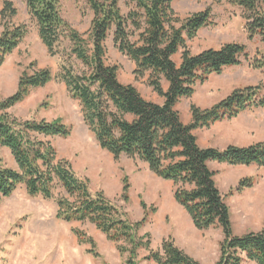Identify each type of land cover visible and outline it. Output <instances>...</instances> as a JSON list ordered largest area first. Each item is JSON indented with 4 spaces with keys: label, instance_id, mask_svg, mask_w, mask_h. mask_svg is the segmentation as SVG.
<instances>
[{
    "label": "trees",
    "instance_id": "trees-1",
    "mask_svg": "<svg viewBox=\"0 0 264 264\" xmlns=\"http://www.w3.org/2000/svg\"><path fill=\"white\" fill-rule=\"evenodd\" d=\"M121 1L86 0L93 14L86 39L61 18L59 0H24V3L48 55H59L67 43L70 45L68 58L74 57L81 64L78 71L73 62H66L60 67L58 77L70 97L79 103L82 121L98 147L114 161L122 156L138 160L158 179L171 182L175 203L197 231L219 227L223 240L216 264H264V231L242 236L233 233L230 210L215 185V173L208 167V163L264 167V141L244 148L230 145L220 150L202 149L194 133L216 122L234 119L245 111L264 109L262 87L234 90L209 109L202 110L191 104V122L187 125L175 109L180 100L194 95L197 84L204 83L211 75H220L226 68L247 62L250 69L264 73V50L249 58L244 45L227 43L193 55L188 43L202 29L211 26L209 9L179 19L172 5L181 0H129V10L123 14ZM222 1L241 11L247 39L257 38L264 43V0H214L215 3ZM16 14L11 3H3L0 65L27 33L24 25L8 26L7 21ZM110 33L113 46L134 64V77L147 76L149 87L163 99L162 105L146 101L135 87L119 82L117 66L106 62L105 41ZM178 53L177 65L174 57ZM51 79L48 70H37L31 75L23 72L16 92L0 102V148L8 149L17 165V170L7 168L0 159V203L20 185L25 186L30 197L53 200L51 190L56 179L68 196V199H55L56 218L65 223L94 225L108 242L115 244L120 257L127 256L126 264H134L140 249L148 252L145 260L155 264H199L177 248L170 237L153 251L150 236H138L146 217L139 223H130L103 193H92L88 180L77 176L68 161L54 162L55 149L47 139L70 136L69 128L61 121L10 119L7 110ZM162 81L167 84L165 91ZM122 183V200L127 203L129 185L125 176ZM253 185L251 178H242L235 192ZM141 206L146 210L143 202ZM155 212L154 208L150 211ZM72 233L79 245L90 247L88 254L97 257L91 237L80 230Z\"/></svg>",
    "mask_w": 264,
    "mask_h": 264
},
{
    "label": "rangeland",
    "instance_id": "rangeland-1",
    "mask_svg": "<svg viewBox=\"0 0 264 264\" xmlns=\"http://www.w3.org/2000/svg\"><path fill=\"white\" fill-rule=\"evenodd\" d=\"M4 2L11 3L17 12L15 17L7 21L8 26L24 25L27 33L18 48L0 65V102L16 92L23 72L31 75L37 70H48L52 77L44 87L32 90L26 99L7 110L10 119L46 123L61 121L69 128L70 136L65 139L58 137L47 139L55 149L54 162L68 161L73 172L81 174L84 180L87 176L91 183L88 185L89 190L92 193L98 191L103 193L105 198L121 210L130 223H139L146 217L138 236L143 238L148 234L151 240L150 248L153 251L159 249L169 229L175 233L173 226L176 223L177 228H183L186 234L184 238L176 236L181 250L199 264H216L219 246L223 240L221 229L215 227L207 231L195 230L198 234H195L194 244L187 245L189 233L185 227L188 224L186 217L188 220L189 217L175 203L173 199L175 188L172 183L158 179L138 160L123 156L118 159L119 161L110 162L111 158L107 152L98 147L93 135L84 125L79 103L70 97L58 77L60 67L66 62H73L78 71L81 69V64L75 61L74 57L68 58L70 45L65 43L59 55L50 57L38 38L36 23L28 15L24 0H0V11ZM59 3L61 18L86 39L93 17L86 0H59ZM128 4L129 0L120 2L123 14L129 10ZM172 9L179 19H185L206 9L211 11V26L202 29L197 37L188 43L193 55L207 49H218L227 43L244 45L249 58L256 52L264 50V43L261 40L247 39L241 11L225 1L215 3L214 0H181L175 2ZM2 31L3 23L0 19V34ZM105 48L106 62L111 66H117L120 83L133 84L145 98L153 97L159 101L160 97L147 83V76L134 77V64L113 46L111 33L105 41ZM179 57L180 53L174 57L177 65L180 63ZM161 84L165 91L167 84L164 81ZM257 86L262 87L264 95V73L250 69L248 63L243 62L241 66L226 68L220 75H211L204 83L197 84L194 95L190 99L180 100L177 107L180 113H186L187 103L193 102L197 107L208 98V103L216 104L234 90ZM209 108L211 107L204 109ZM250 111L231 120L216 122L208 129L196 130L198 146L219 149L230 143L244 145V138H248V143L263 142L264 109L256 108ZM245 129L249 132H245ZM232 133L233 136L229 137ZM0 159L7 168L17 170L8 149L0 148ZM114 163L119 164L116 171L122 173L121 180L118 185L113 179L103 185L110 171L115 172V169L112 170L113 166L115 168ZM208 165L215 173V185L230 210L233 233L242 236L249 232L264 231V167L251 165L240 169L217 163ZM124 176L129 185L127 203L122 200ZM242 178H251L254 185L236 193L235 187ZM230 190L233 192L228 194ZM51 193L53 200H46L41 196L30 197L25 186L20 185L9 197L2 199L0 264H126L127 256L120 257L115 244L108 242L94 225L88 222L65 223L56 218L58 208L55 199H68L56 179L52 183ZM141 202L146 206V210L142 208ZM153 208L156 212L151 214ZM189 223L191 225L190 220ZM72 230H80L95 241L94 251L97 257L87 253L89 246L77 243ZM147 256L148 252L140 249L133 260L134 264H155L146 261Z\"/></svg>",
    "mask_w": 264,
    "mask_h": 264
},
{
    "label": "crops",
    "instance_id": "crops-1",
    "mask_svg": "<svg viewBox=\"0 0 264 264\" xmlns=\"http://www.w3.org/2000/svg\"><path fill=\"white\" fill-rule=\"evenodd\" d=\"M121 84H123V83H121ZM123 85H132L133 87H135L133 84H130V83H127V84H123ZM136 88V87H135ZM140 94V93H139ZM141 95V94H140ZM142 97H143V99H145L146 101H149V102H152V103H154V104H157V105H162L163 104V99L162 98H160L159 99V101L158 100H156L155 98L153 99V97L152 98H145L143 95H141ZM206 102L205 103H203V104H200V106H197V107H199V108H201V109H203L204 110V108H208V107H211V106H213L214 104H210V103H208L209 101V99L208 98H205L204 99ZM188 104V106H187V109H186V113H180V111L178 110V105H179V103L176 105V107H175V109H176V111H178V113H179V115H180V119H181V121H182V123L184 124V125H187V124H189L190 122H191V114H190V103H187ZM192 104H193V102H192ZM204 104H208V106L207 105H204ZM194 105V104H193ZM194 106H196V105H194ZM249 113V112H251L250 110H248V111H245V112H243V113H241L240 115H242V114H245V113ZM239 115V116H240ZM246 130V129H245ZM244 130V131H245ZM245 132H249V130H246ZM195 133V132H194ZM246 134V133H245ZM231 136H233V133L232 134H230L229 135V137H231ZM246 139V140H245ZM247 141V142H246ZM243 142H244V145H239V144H236V143H230L229 145H226L225 147H227V146H236V147H248V146H251V145H254V144H256V143H260V142H254V144L251 142V143H248V138H244L243 139ZM225 147H221V148H219L218 150H220V149H223V148H225ZM202 149H205V148H202ZM215 149V148H214ZM108 154V156H109V158H111L110 159V162L113 160V158H112V156L109 154V153H107ZM123 157V156H122ZM122 157H120L119 158V160L122 158ZM118 160V161H119ZM114 161V160H113ZM115 162V161H114ZM115 164V168H114V166L112 167V170H114L115 172H113V171H110V173H109V176H108V178H107V180L105 181V183L103 184V185H106V184H108L109 182H110V180L111 179H113L114 181H116V184L118 185L119 184V182H120V180H121V174L122 173H118L117 171H116V169H118V166H119V164L118 163H114ZM209 164V163H208ZM219 165H221V164H219ZM223 165V164H222ZM208 167H209V165H208ZM235 168V167H234ZM237 168H240V169H243V167H237ZM244 168H246V167H244ZM210 169V168H209ZM211 170V169H210ZM212 171V170H211ZM214 172V171H213ZM74 173L76 174V172L74 171ZM77 175V174H76ZM77 176H79L80 178H84L83 176H81V174L80 175H77ZM86 180H88V184H91L89 181H90V179L86 176ZM99 192V191H98ZM179 208H181V207H179ZM183 210V209H182ZM184 211V210H183ZM187 215V214H186ZM185 215V216H186ZM188 216V215H187ZM186 219H187V225H186V231L189 233V240L187 241V245H192V244H194V237H195V234H198V232H196L197 230L193 227V225H192V222H191V220H190V218H189V220H190V222H191V225H190V223H189V220H188V218L186 217ZM192 226V227H191ZM173 228H175V233H173V232H171V229H169V231L166 233V235L164 236L165 238H163V239H166V238H172V240L174 241V243H175V245H176V247L177 248H179L180 250H181V247H179V244L177 243V240H176V236H179V238H184V235H186V234H184L185 233V231H184V229L182 228V229H179V228H177V224L175 223L174 224V226H173ZM196 230V231H195ZM187 233V234H188Z\"/></svg>",
    "mask_w": 264,
    "mask_h": 264
}]
</instances>
